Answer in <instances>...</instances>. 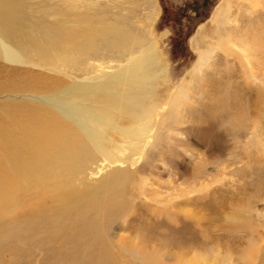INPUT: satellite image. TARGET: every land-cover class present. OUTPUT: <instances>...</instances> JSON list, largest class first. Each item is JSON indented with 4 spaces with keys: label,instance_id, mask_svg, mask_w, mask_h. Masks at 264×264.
Returning a JSON list of instances; mask_svg holds the SVG:
<instances>
[{
    "label": "rangeland",
    "instance_id": "rangeland-1",
    "mask_svg": "<svg viewBox=\"0 0 264 264\" xmlns=\"http://www.w3.org/2000/svg\"><path fill=\"white\" fill-rule=\"evenodd\" d=\"M19 2L25 63L0 59L6 131L51 110L31 93L115 72L154 42L166 75L77 98L130 129L109 127L107 152L81 135L76 152L23 156L0 201V264H264V0ZM72 26L99 33L91 49L65 42Z\"/></svg>",
    "mask_w": 264,
    "mask_h": 264
},
{
    "label": "bare ground",
    "instance_id": "bare-ground-1",
    "mask_svg": "<svg viewBox=\"0 0 264 264\" xmlns=\"http://www.w3.org/2000/svg\"><path fill=\"white\" fill-rule=\"evenodd\" d=\"M19 8V0H0V59L12 65L25 63V57L16 48L10 36L13 33L12 31H14V22L20 16V13L18 15ZM97 34L91 29L82 30V27L72 26L62 37L66 38L64 40L67 43L76 44L83 49L85 47L91 49L92 38L97 36ZM128 38L129 35L126 34V42ZM103 39L106 40V37L103 36ZM41 49L43 51L47 50L42 45ZM63 55L66 57L69 54L63 52ZM63 55L59 58L64 59ZM203 57V54L199 57V68L205 62ZM160 61L156 43L154 42L147 50L136 57L130 58L127 63L120 66L115 72L103 76L77 79L69 83L66 88L55 93L52 92L53 94L49 93L50 95L47 92V95L31 93V98H36L46 103L51 110L37 109L36 113L31 111L25 121L16 123L15 131L13 132L6 131L5 127L0 124V157L4 155L1 158L7 160L12 168L8 173L0 171V201H4L8 196L14 197V192L17 190V185L20 181L18 176L22 174L19 169H24L26 166L23 156L27 157L32 163L36 162L35 154L39 150H45L46 156L50 153L58 154L72 148L75 151L76 145L83 147L82 136L97 147L100 152H107L108 146L105 144L107 142L106 131L108 128L112 126L123 133L130 131V129L115 124L109 113L90 108L77 98L86 96L94 87L105 82L126 84L131 87V90L135 88V91L140 93L139 88H143L148 81L155 80L160 74L166 75L164 68L160 70ZM156 67L158 70L151 74V70H155ZM147 72L149 73L147 74ZM102 102L108 104L110 101L107 98H103ZM109 158L113 160L112 156H109ZM22 162L24 163L22 164ZM111 173L112 175L121 173L125 177L129 174L126 170H114ZM1 194H5V196L1 197ZM186 263L203 264L204 261L201 262L199 257L194 254L189 260H186Z\"/></svg>",
    "mask_w": 264,
    "mask_h": 264
},
{
    "label": "flooded vegetation",
    "instance_id": "flooded-vegetation-1",
    "mask_svg": "<svg viewBox=\"0 0 264 264\" xmlns=\"http://www.w3.org/2000/svg\"><path fill=\"white\" fill-rule=\"evenodd\" d=\"M194 11H195V9H194Z\"/></svg>",
    "mask_w": 264,
    "mask_h": 264
}]
</instances>
